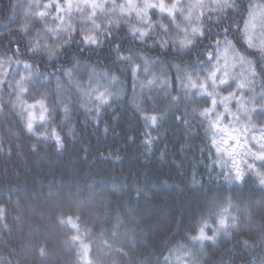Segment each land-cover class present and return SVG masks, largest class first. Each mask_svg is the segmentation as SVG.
Segmentation results:
<instances>
[{"label": "snow or ice", "instance_id": "snow-or-ice-1", "mask_svg": "<svg viewBox=\"0 0 264 264\" xmlns=\"http://www.w3.org/2000/svg\"><path fill=\"white\" fill-rule=\"evenodd\" d=\"M13 7V18L0 27L9 30L8 36L18 35L20 39L8 41L11 55L0 52V89L6 87L9 90L7 102L0 98V111L10 107V110L21 118L28 133L35 134L37 139H52L58 148H63V137L55 127L37 133L34 125L38 122L40 127H44L61 112L63 120L67 122L74 110H82L87 117L99 123L104 109L126 97L125 89L117 88V85L126 84V80L121 78L123 76H130L135 89L142 72L146 77L145 82L141 83L142 95L145 87L152 92L159 85L158 90L173 106L171 110L174 120L189 129L192 127V122L188 119L189 112L187 108L181 111L179 106L203 100L208 106L191 109L193 119L199 118L200 127L204 128L205 132L204 139L207 141L200 148L203 159H195L191 164V185L194 190L201 191V195L197 197L195 206H190L187 221H181V224L185 225L184 230L177 228L173 236L165 241L167 254L162 251V258L158 257L156 264H198V253H203L206 244L214 243L221 234L227 236L233 230L239 229L247 208L241 209L240 204L234 201L231 195L224 193L235 191L238 186L246 184L250 178L248 173L255 174L264 186V171L256 168L258 162L260 168L264 169V143H260L264 141V127L252 128L253 132L259 131L262 135L260 141H256L260 150L254 152L249 147L244 153L252 161L249 163L247 160H237V156L241 155L237 146L241 144L242 138L235 134L237 130L232 128L231 123L225 125L224 121L229 118L236 123L240 121V117L231 110L230 105L233 102L237 106V112L248 118L249 124L251 114L264 115V42L257 44L253 32L257 20L261 22L264 30V0H171V3L166 0H123L121 3H117V0H47L46 3L28 0L27 3L18 2ZM157 12L160 19L154 20L153 16ZM77 15L82 19L74 21L73 17ZM49 16H52L55 26L46 23ZM133 17L140 26L129 24L126 35L130 34L136 43L146 44L147 40L154 39V33L159 30L162 37L154 40L153 47L171 49V52L166 54H171L179 60V63L169 65L175 69V74L156 76L151 68L155 63H164L163 61L150 60L135 48H125L123 40L113 43L117 38L116 33L123 31L121 21ZM12 24L18 26L13 29ZM4 35L0 33V37ZM204 41L208 43L204 44ZM12 44L16 46L12 48ZM73 44L76 45V53L69 57L67 54ZM105 45H109L107 59L112 61L111 64L104 65L99 62L92 63L90 59H80L86 52L102 50ZM61 59H64L65 63L59 64ZM137 60L141 63H136ZM13 64L16 65L15 68L12 67ZM20 66L26 75H20ZM48 66L55 70L40 71V68ZM237 66L243 69L239 75L234 72ZM112 68H116L120 75L112 72ZM18 75L20 78L16 80ZM149 76H152V79H147ZM53 80L54 89L49 87ZM257 81L262 89L259 93L255 92ZM113 88H117V91L114 92ZM227 89L232 91L222 95L221 90ZM33 91H36L39 98L32 95ZM172 92H183V95L173 96ZM247 93L253 94L248 100L245 99ZM13 96L15 100L11 99ZM25 96L33 102L26 103L23 99ZM50 97L53 98L51 106L48 103ZM151 99L146 96L134 104L138 114L144 113L142 118L145 128L159 127L160 122L167 116L166 112L147 114L149 110L145 105ZM248 103H252L253 107H246ZM221 108L222 111L219 110ZM153 111L155 112V108ZM145 135L149 137L143 141L147 148L153 140L150 133L146 132ZM252 140L256 138L252 137ZM37 147L38 145L32 146L33 150ZM205 175L207 180L204 179ZM126 191L129 189L124 186L111 189L113 194ZM136 192L139 199L142 194H146V189L137 187ZM77 195L94 199L102 195V191L93 189L87 194ZM111 203V199L102 201V204L106 205ZM135 211L137 209H130L127 216L135 222L136 227L129 228L117 215L113 225L116 231L111 234V238L116 240L117 233L124 228V244L128 247L134 246L137 237L144 235L143 226L135 216ZM5 215V208L0 205V220H3ZM81 222L79 216L65 217L61 213L59 217L62 226H67L70 231L77 233L65 243L79 244L85 264H94L88 259L89 246L83 243L80 236ZM261 227L264 229V225ZM209 232L212 234L209 235ZM104 235V232L100 234V247L107 249L109 253L127 256L123 247L114 248L111 243L104 241ZM176 236H181L182 239L176 240ZM242 243L246 249L257 247L256 243L249 244L247 240ZM260 244L264 246V231L260 236ZM196 246H199L198 251L193 250ZM39 251L41 256L46 255L44 247ZM243 259L247 264H264V255ZM140 264L150 262L141 261Z\"/></svg>", "mask_w": 264, "mask_h": 264}, {"label": "trees", "instance_id": "trees-1", "mask_svg": "<svg viewBox=\"0 0 264 264\" xmlns=\"http://www.w3.org/2000/svg\"><path fill=\"white\" fill-rule=\"evenodd\" d=\"M18 2L27 3L28 0H0V25L13 18V6ZM46 2L47 0H43L41 3ZM158 19L155 15L154 20ZM76 20L78 19L75 18L74 21ZM129 21H121L123 31L116 33L117 38L113 43L123 40L125 48H135L150 60L163 61L164 63H155L151 68L156 76L175 74V69L169 65L179 63V60L166 54L171 49L153 47L154 40H159L162 33L157 30L154 39L147 40L146 44L136 43L130 34L126 35ZM46 23L53 26L52 16L48 17ZM17 26L11 25L13 29ZM8 31L7 28L0 27V33L5 34L0 37V52L11 55L8 41H18L20 37L8 36ZM207 43L208 41H204V44ZM15 46L11 45L12 48ZM108 49L109 45H105L102 50L86 52L80 59L109 65L112 61L107 59ZM75 53L76 45L73 44L67 55L70 57ZM63 63L65 60L61 59L59 64ZM136 63L141 61L137 60ZM7 67L6 64L5 68ZM12 67L15 68L16 65L13 64ZM54 70L52 66L40 68V71L46 72ZM111 71L120 75L116 68ZM19 72L20 75L27 74L22 66L19 67ZM19 78V75L15 77L16 80ZM121 78L126 80V84L117 85V88L123 87L126 97L104 109L99 123L87 117L82 110H74L67 122L63 120L61 112L44 127H40L38 122L34 125L37 133L55 127L63 137V148H58L52 139H37L35 134L28 133L21 118L10 107L0 111V205L6 210L5 218L0 220V264H85L81 257V246L65 243L77 233L59 223L61 213L65 217H80V236L83 243L89 246L88 259L94 264H140L141 261L156 264L157 258H162V251L167 254L165 241L173 236L177 228L184 230L185 225L181 221H187L190 206H195L197 197L201 195V191L194 190L191 185V164L195 159H203L200 148L207 142L204 139V128L200 127L199 118L193 119L191 109L208 105L200 100L198 103L179 106L181 111L187 108L189 112L188 119L192 122L189 129L174 120L171 110L173 106L158 90L159 85L152 92L145 87L142 95L141 83L146 80L142 72L135 89L130 76ZM147 79H152V76ZM49 87L54 89L55 80ZM117 88L112 90L115 92ZM261 90L257 81L255 92L259 93ZM8 91L6 87L0 89V98L4 102L9 100ZM32 95L39 98L36 91ZM172 95L182 96L183 92H172ZM146 96L152 98L145 105L149 110L148 115L167 113L159 127L145 128L142 118L144 113L138 114L134 107L135 103ZM11 99L16 98L13 96ZM23 99L28 104L33 102L28 96ZM52 102L53 98L50 97L49 106ZM219 110L222 111V108ZM229 123L232 124L231 118L224 121L225 125ZM236 130L241 140L246 141L244 133ZM146 132L150 133L153 140L147 148L143 144L149 138L145 135ZM33 145L38 147L33 150ZM246 156L244 154L238 160L251 163ZM256 168L264 171L258 162ZM248 176L250 178L246 184L238 186L235 191L224 193L231 195L241 209L247 208L239 229L227 236L221 234L214 243L206 244L203 253H198V264H247L244 257L252 259L264 255V246L260 244V236L264 231L261 227L264 225V186L255 174L248 173ZM204 179L207 180L206 175ZM116 186H124L129 191L113 194L111 189ZM137 187L146 189V194H142L139 199ZM93 189L102 191V195L94 199L77 195L87 194ZM108 199L112 200L111 204H102V201ZM130 209H137L134 214L144 231V235L137 237V242L132 247L124 244V228L119 230L116 240L111 238V234L116 231L113 225L117 215L129 228L137 226L127 216ZM234 214L240 215L237 212ZM102 232L105 233L102 237L104 241L111 243L114 248L123 247L127 256L109 253L107 249L100 247ZM175 239L180 240L182 237L176 236ZM245 240L249 244L256 243L257 247L244 248L242 241ZM41 247L46 250L44 256L40 255ZM198 249L199 246H196L193 250Z\"/></svg>", "mask_w": 264, "mask_h": 264}, {"label": "rangeland", "instance_id": "rangeland-1", "mask_svg": "<svg viewBox=\"0 0 264 264\" xmlns=\"http://www.w3.org/2000/svg\"><path fill=\"white\" fill-rule=\"evenodd\" d=\"M42 1L43 0H36V2H40V3ZM121 2H123V0H117V3H121ZM154 2H155V0H154ZM166 2L167 3H171V0H166ZM149 15H152V13H149ZM156 16H157V19H158L159 18V13L158 12H157ZM75 18H77L78 20L82 19V17L79 16V15L74 16L73 20H75ZM153 19H154V16H153ZM127 20L128 19L126 18L125 21H127ZM97 22L99 23V21H97ZM129 23L131 25H133V26H136V27L140 26L139 24H137V21H136L135 17L130 19ZM53 26H55V25L53 24ZM82 26L83 27H89V25H82ZM253 32H254V35L256 36V41L255 42L257 44H259L261 42H264V30H262L261 22L259 20L256 21V28L253 30ZM242 71H243V69L240 68L239 66H237L235 68V70H234L235 74H237V75H239ZM228 91H232V89L221 90V94L222 95H227ZM252 95H253L252 93L245 94V99L246 100L250 99ZM230 107H231L232 112L240 117L239 123H236L234 120H231V122H232L231 126H232V128L238 129L239 132L244 133L245 139H246V141H242L241 140V144L237 146V151L241 153V155L237 156V160H238V159H241L243 157L244 153L247 152L249 147L254 152L260 150L259 144H257L256 141H260V137H261L262 134L259 131L253 132L252 128L256 127L257 129H259L261 127H264V115L251 114V124H249L248 118L244 117L241 112H237V106H236V104L234 102L230 105ZM246 107L252 108L253 104L252 103H248L246 105ZM36 112H37V115H38L39 114V110L37 109ZM244 129H247V131H243ZM235 134L238 136L237 132H235ZM252 137H255L256 140H252ZM260 143H264V141H260ZM254 144H255V146L253 147L252 145H254Z\"/></svg>", "mask_w": 264, "mask_h": 264}]
</instances>
